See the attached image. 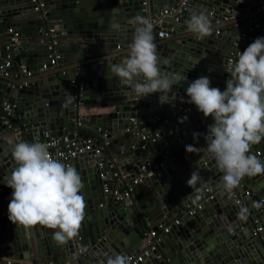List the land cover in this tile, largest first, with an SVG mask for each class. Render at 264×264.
Masks as SVG:
<instances>
[{"label":"water","instance_id":"1","mask_svg":"<svg viewBox=\"0 0 264 264\" xmlns=\"http://www.w3.org/2000/svg\"><path fill=\"white\" fill-rule=\"evenodd\" d=\"M43 1L44 14L40 15L31 11L28 0H0V20L4 23L0 30L12 28L19 34L13 43L8 40L10 35L1 40V51L6 52L7 47L12 59L21 56L16 64L25 72L37 75L21 82L4 80V89L0 90V103L14 104L13 111L28 126L21 139H15L12 128L0 123V188L7 184L16 166L11 154L15 143L35 142L44 133L72 138L76 122L84 129L96 128L107 133L106 149L110 157L103 153L100 166L87 154L78 155L70 162L83 179L81 194L86 208L77 237L66 245L53 240L55 230L39 224L24 226L10 222L11 196L4 199L0 205V264H107L109 256L138 253L149 239L146 227L157 231V221L165 225L196 196L200 199L207 189L213 191L211 198L193 214L184 213L177 226H170L142 264H264L261 245L264 244V173L245 176L229 194L219 186L223 173L214 159L185 150L190 144L206 147L204 136L213 123L211 117L205 118L189 102L187 87L195 79L207 76L212 87L220 88L230 45L247 22L246 19L230 21L236 16L255 13L264 0H190L175 20L165 17L154 26V42L159 37L177 36L156 44L161 72L176 79L187 77L169 93L172 102L164 104L159 102V93L144 98L137 96L129 85L108 71V66L128 57L129 51L117 50L132 44L135 17L151 19L162 9L171 8L176 0H146L145 6L142 0ZM193 10L209 15L212 25H216L211 35L201 39L188 29L186 21ZM49 21L56 24L55 35L69 39L66 48L57 47L66 50L60 52L57 64L67 63L71 58L80 61L68 69L47 73L51 66L38 71L47 63L49 54L46 37L41 40L39 35ZM26 23L37 33V50L26 48V42L32 41L29 29L24 27ZM228 25L234 26L229 41L220 37L221 33L214 35L215 30ZM258 37H264V31L253 33L248 45ZM76 85H81L82 90L78 91ZM69 93L76 99L64 106ZM135 106L136 112L132 111ZM185 106L192 109L179 112ZM85 108L94 110L86 114ZM159 115L167 122L156 130L161 138L154 143L148 137L142 140L143 135L129 127V119L141 116L143 131L147 132L152 119L155 116L159 119ZM179 116L187 119L180 123ZM165 131L168 134L164 137L161 132ZM181 131L185 135L181 136ZM121 133L124 140H116ZM193 133L200 135L194 139ZM179 136L183 139L181 143L175 141ZM142 151L147 155L140 156ZM258 151L264 152V141L252 146V155ZM156 153L161 154L163 167L141 173L142 178L135 186L138 202L130 198L115 200L110 192L123 189L121 184L116 185L119 176L130 183L138 168ZM194 170L200 172L204 183L191 189L187 181ZM242 207L248 209L244 218L239 215ZM159 253L162 259L156 258Z\"/></svg>","mask_w":264,"mask_h":264},{"label":"clouds","instance_id":"2","mask_svg":"<svg viewBox=\"0 0 264 264\" xmlns=\"http://www.w3.org/2000/svg\"><path fill=\"white\" fill-rule=\"evenodd\" d=\"M133 42L128 57L121 63L108 66V71L129 85L137 96L159 93L161 104L172 102L169 97L176 83L186 80L183 76L161 72L157 47L154 43V24L137 16ZM188 29L203 39L212 34L213 25L204 11L193 10L186 21ZM231 79L221 91L212 87L207 76L192 81L186 89L190 98L205 118L211 117L204 136L206 147L186 145L188 153L210 155L223 173L220 187L231 194L245 176L264 173V162L251 154L253 145L264 141V37L256 38L240 52L230 69ZM75 99L69 93L64 106ZM187 117L181 119L183 123ZM200 134L193 133L194 139ZM16 163L6 186L12 189L8 204V219L24 226L42 225L53 232L58 245H66L77 237L85 218L86 203L81 194L84 182L71 165L54 158L48 145L42 142H18L12 148ZM204 183L198 170L187 181L193 189ZM198 190V189H197ZM199 200L196 196L194 203ZM248 212L242 207L239 215ZM107 264H129L122 255L109 256Z\"/></svg>","mask_w":264,"mask_h":264},{"label":"built area","instance_id":"3","mask_svg":"<svg viewBox=\"0 0 264 264\" xmlns=\"http://www.w3.org/2000/svg\"><path fill=\"white\" fill-rule=\"evenodd\" d=\"M190 0H176V3L171 8H165L159 11L153 18H149L154 26H158L159 22L165 17L174 18L185 8L187 3ZM28 4L31 8V11L34 13H38L40 15L44 14V1L43 0H28ZM143 6L146 5V0H142L141 3ZM232 10H230L231 12ZM235 14L237 11H234ZM255 13H257V17L251 18L247 20V22H244V28L241 31V33L236 38V41L233 43L232 52L229 54L228 58L226 59V63L224 66L223 74L221 77V83H220V89L223 91L226 88V81L227 79H231L230 69L233 67L234 62L236 59H238V56L240 52H242L251 40L252 34L261 29V26L264 25V3L260 5ZM224 20H226L224 18ZM247 24V25H246ZM6 35H10L8 37V40L10 43H13L16 41V39L19 37L18 32H15L12 28H8L5 31ZM47 37V47L46 50L49 52L48 54V61L46 64H43L41 68L38 70L42 72L46 69L47 66H53L55 62L59 59V54L55 52V30L49 29L46 32ZM164 36H166L164 34ZM12 66V58L10 57L9 53H7V47L6 52L3 57H1L0 61V76L2 77H8L9 76V69ZM20 70L25 73L27 77H29L32 73L25 72V70L20 66ZM78 91L82 90L81 85L75 86ZM76 99V96H75ZM74 99V100H75ZM15 108V105H8L6 103H0V123L3 124L6 128L11 129L12 136L15 139H20L22 134L27 130L28 126L23 121L20 114L15 113L13 110ZM192 109L191 106H185L184 108H179V112L182 111H190ZM158 121L157 118H153L151 123H156ZM129 127L136 128L138 123L135 121V119H129ZM162 122L165 124L167 120L163 119ZM77 128H81L80 124L77 123ZM178 125H175L174 129H177ZM126 132V130L124 131ZM96 138L94 137H78L73 134L72 138H68L67 136H53L49 135L47 133H44L42 137L36 138L35 142H42L48 145V150L51 153V155L54 158L60 159L63 163L70 164V162L75 159L78 155L81 154H87L91 160H94L98 163V165H101V158L103 155V150L106 148L108 144V138L107 133L105 131H101L100 129H97L94 131ZM157 134V133H155ZM180 135H185V131H181ZM179 136L175 141L178 143L183 142V139ZM147 137L143 136L142 140H145ZM149 138V137H148ZM151 142H155L157 139L156 135H153V137L149 138ZM256 156H260V152L255 153ZM163 167V160L162 162L154 161L153 159L148 161L145 165H142L138 168V174L132 179L130 183H127V185L122 189H114L110 192L111 196L115 200H122V199H128L130 196V193L133 191V188L140 182L142 175V172L150 171L153 169H158ZM113 176H116V174H113ZM1 189V188H0ZM103 192L107 193V190H103ZM212 191L210 189H207L205 191V196L200 197L199 201L195 204H187L185 206V209L183 211V214L186 213L188 215L193 214L194 210H199V208L202 206V203L205 202L207 199L211 198ZM1 194V192H0ZM11 196V194H9ZM3 199L0 197V203H2ZM179 224V220L175 219L171 226H177ZM160 230L162 235H165L170 230V226L165 225H159L157 227V231ZM258 230V229H257ZM157 231H149L146 235L148 238H150L152 241H148L145 248H143L138 253H129L126 255V260L129 261V264H142L147 258L151 251L155 248V243L159 240L157 237ZM256 231V230H255ZM159 258V257H156Z\"/></svg>","mask_w":264,"mask_h":264},{"label":"crops","instance_id":"4","mask_svg":"<svg viewBox=\"0 0 264 264\" xmlns=\"http://www.w3.org/2000/svg\"><path fill=\"white\" fill-rule=\"evenodd\" d=\"M255 17H257V13H251V14H245L244 16H236L235 18H234V20H232V21H230V23L231 22H236V21H240V20H243V19H246V20H248V19H251V18H255ZM25 22V21H24ZM228 23V22H227ZM4 23L0 20V25H3ZM56 26V24H52L50 21L49 22H45V24H44V31L42 32V35H39L40 36V39L41 40H44L45 39V37H46V32L49 30V29H53V30H55V27ZM24 27L26 28V29H29V33L28 34H30V37H31V40L32 41H28V42H26V48H27V50H37V47H35L37 44V42H36V38L38 37L36 34V31L34 30V27L33 26H31L29 23L27 24H24ZM216 27V25H213V28H215ZM233 28H234V26L233 25H228V26H226V27H222L219 31H217V30H215L214 31V35H216V34H219V33H221L220 35V37H223L224 38V40L225 41H229L230 39H231V37H230V31H233ZM261 31H264V25L263 26H261V29H260ZM5 31L6 30H4V29H2V30H0V57H3L4 56V54H5V52H2L1 51V49H2V45H1V40H3L4 38H6V33H5ZM254 33H258V30L257 31H255ZM166 37V36H165ZM177 36H174V37H166L165 39L166 40H169V39H172V38H176ZM164 37H159V39H158V41H156V42H154L155 44H158V43H163L164 42V40L165 39H163ZM46 39H47V37H46ZM54 40H55V47H54V50H55V52L56 53H58V54H60V52L61 53H64L66 50H58L57 49V47H59V48H66V43L69 41V39L68 38H62V37H60V36H55V38H54ZM255 40V39H254ZM253 42V41H252ZM251 42V43H252ZM130 46H131V44L126 48V49H124V48H119L117 51H121V52H125V51H129L130 50ZM233 46V44L232 45H230V48H231V52H232V47ZM248 46V44H246V46H245V48H244V50L246 49V47ZM225 48H227V49H229L228 47H225ZM230 50V49H229ZM243 50V51H244ZM116 52V51H115ZM230 52V53H231ZM18 58H21V56H19V57H14L13 59H12V64H14V65H12L11 67H10V71H9V76L8 77H2V76H0V90H3L4 89V86H3V81L4 80H7V81H13V82H21V81H27V80H30V79H33V78H35L37 75L36 74H31L29 77H27L26 75H25V73L24 72H22L21 70H20V65L19 64H16V61H17V59ZM238 59H236V61H237ZM78 61H80V60H78V59H73V58H71V59H69L68 61H67V63H61V64H57V62H55V64L49 69V70H47L46 72L47 73H49V72H57V71H60V70H65V69H68V68H70L71 66H73L72 64L74 63V62H78ZM15 62V63H14ZM222 77V76H221ZM5 86H8V85H5ZM94 110V108H85V110L84 111H86L85 113L87 114V113H89V112H91V111H93ZM136 110H137V108H136V106L135 107H132V111H134V112H136ZM155 118H157L156 116H155ZM159 119H158V121L156 122V123H151L150 122V125L148 126L149 128H148V131L147 132H144L143 130L145 129L144 128V126H143V122H144V118H142L141 116H137L136 117V119H135V121L138 123V125H137V127L136 128H134V129H137V131L139 132V133H141L143 136H145V137H153V135H156L157 136V139L158 138H161V137H159V133L158 134H155V132H156V130L158 129V128H160V127H162L163 126V122H162V120H163V118H162V115H159V117H158ZM181 120V117L179 116V121ZM181 123V122H180ZM166 129H168V128H166ZM95 130H97L96 128L95 129H91V128H83V127H81V128H77V122H76V124H75V129H74V135L75 136H78V137H87V136H80L79 134L81 133V132H85V133H87L88 135H93L92 137H94V138H96V136H95V133H94V131ZM170 132H171V130L170 129H168ZM163 133H164V137L165 136H167V131H165V132H161V135H163ZM123 133H121V134H118V136L116 137V140H118V141H120V140H124V136L122 135ZM21 139V138H20ZM103 153L105 154L106 153V156H108V157H110V155H109V153H108V151H107V149L105 148L104 150H103ZM147 155V153L145 152V151H142V152H140V156H146ZM258 159H260V160H262V159H264V152L262 153V154H260V156H256ZM153 160L154 161H158V162H162V158H161V154L160 153H156L155 154V156L153 157ZM128 164L130 165V163H129V161H128ZM117 184H121L122 185V187L124 188L126 185H127V182L124 180V177L123 176H119V178L117 179V181H116V185ZM116 189H118V190H122V189H120V188H116ZM5 190L7 191V192H5ZM0 192H1V194H0V197H2V199H3V201H4V199H6L7 197H9V194H11L12 193V189H10V188H7L6 187V183L5 184H3L2 186H1V189H0ZM213 192V191H212ZM212 194V193H211ZM138 195V193L136 192V188L134 187L133 188V191L130 193V196H129V198L134 202V203H136V202H138V200H139V198H137L136 196ZM205 195H208V194H203V195H201V197L202 196H205ZM140 199H142V198H140ZM3 201H2V203H0V205H2L3 204ZM198 201H196L195 203H197ZM195 204L194 202H191L190 204ZM183 215V211H181V213L178 215V216H176V217H174L172 220H170L169 222H167L166 224H165V226H171V224H172V222L175 220V219H180L181 218V216ZM160 224L158 223V221H157V227L159 226ZM175 227V226H174ZM150 230H149V228L148 227H146L145 228V234H147L148 232H149ZM157 237H158V241L155 243V246H156V244L157 243H159L160 242V240H161V237H163L164 235H162V233H161V231L160 230H158L157 232ZM148 241L150 242V241H152L150 238L148 239ZM148 241H147V243H148ZM147 243H146V245H147ZM261 245H262V247L264 248V244H263V242L261 243ZM146 247V246H145ZM144 247V248H145ZM82 255V254H81ZM158 257H160V259H162L163 258V255L161 254V253H159V255H158ZM14 259V258H13Z\"/></svg>","mask_w":264,"mask_h":264},{"label":"trees","instance_id":"5","mask_svg":"<svg viewBox=\"0 0 264 264\" xmlns=\"http://www.w3.org/2000/svg\"><path fill=\"white\" fill-rule=\"evenodd\" d=\"M80 136H89V137H91L92 135L90 134V135H88L87 133H85V132H81L80 134H79ZM5 192H7L6 190H5Z\"/></svg>","mask_w":264,"mask_h":264}]
</instances>
